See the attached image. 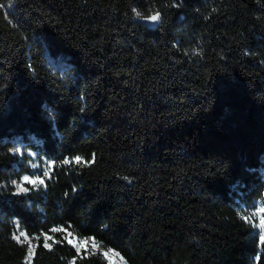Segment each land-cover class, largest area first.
Here are the masks:
<instances>
[{
    "label": "trees",
    "instance_id": "1",
    "mask_svg": "<svg viewBox=\"0 0 264 264\" xmlns=\"http://www.w3.org/2000/svg\"><path fill=\"white\" fill-rule=\"evenodd\" d=\"M10 1L0 264H111L59 227L130 264H264L249 217L264 188V0ZM18 141L53 165L16 194L30 170ZM16 223L50 247L38 237L26 261Z\"/></svg>",
    "mask_w": 264,
    "mask_h": 264
},
{
    "label": "rangeland",
    "instance_id": "2",
    "mask_svg": "<svg viewBox=\"0 0 264 264\" xmlns=\"http://www.w3.org/2000/svg\"><path fill=\"white\" fill-rule=\"evenodd\" d=\"M0 6L4 8L7 15L9 16V11L12 8V4L10 0H0ZM49 61L52 62V58L49 57ZM57 67H59L61 70L66 71L67 67L66 64L62 61H56L54 63ZM18 152H24L28 155L24 160L26 164L29 166L30 170L23 172L19 179H13L11 180V184L13 185V192H17L16 185L12 183V181L20 182L22 177L29 176L30 178L39 176L45 181V178H47L50 174V171L52 169L53 161L51 159H47L42 155H38L35 150H33L30 147L24 146L23 141H18L14 148ZM48 173L46 176L45 173ZM263 172V179H264V168L262 170ZM43 185V184H42ZM25 187L33 186L29 184H25ZM40 185H36L33 187H38ZM264 208V188L262 195L258 197L255 201V204L253 208L251 209L250 214V220L258 233L259 239L262 235H264V228L260 227L261 219L264 218V212H260L259 209ZM62 230L63 237L72 244L78 251H81L83 249H98L108 260L111 264H130L125 257L115 248L110 246H102L100 245L93 237L91 236H78L75 234L72 230L68 228L59 227ZM23 231L27 237V240H25V237H20V241L26 243V255L24 259L28 261L31 258V255L33 254V250L35 247V243L37 241V238L41 236L43 242L45 244L50 245L51 241L54 239L53 235L50 232L47 231H41L40 233H34V234H28L22 227H20L17 223L14 226L13 235L19 236V233ZM50 237V238H49ZM31 246V247H29Z\"/></svg>",
    "mask_w": 264,
    "mask_h": 264
},
{
    "label": "snow or ice",
    "instance_id": "3",
    "mask_svg": "<svg viewBox=\"0 0 264 264\" xmlns=\"http://www.w3.org/2000/svg\"><path fill=\"white\" fill-rule=\"evenodd\" d=\"M134 11H135V9H134ZM136 14L138 16L140 15L139 12H137ZM160 18H161V14L159 12H157L154 15L148 16L146 19L149 20V21L156 22V21L160 20ZM72 162H75L77 164L85 163V162H94V154H93L92 161H83L81 157L77 156V157L72 158L71 160H69L68 158H65V160L62 163L69 164V163H72ZM45 175L47 176L48 173L46 172ZM44 182L45 181L42 178H40L39 176L30 178L27 175L22 177L20 182L12 181V183L15 184L16 188H17V193L16 194L26 193V192L29 191V188L24 186L25 184L36 186V185H42V184H44ZM75 190L76 189H73V191H75ZM259 211L260 212H264V208L259 209ZM260 227L264 228V218L261 219ZM53 231H55V229H53ZM20 237H25V240H27V237H26V235H25V233L23 231H21L19 233V236H16L14 238L17 239V241L19 242L20 241ZM260 239H261L262 242H264V235H262L260 237ZM69 243H71V241H69ZM29 247H31V246H29ZM45 247H50V245L45 244Z\"/></svg>",
    "mask_w": 264,
    "mask_h": 264
},
{
    "label": "water",
    "instance_id": "4",
    "mask_svg": "<svg viewBox=\"0 0 264 264\" xmlns=\"http://www.w3.org/2000/svg\"><path fill=\"white\" fill-rule=\"evenodd\" d=\"M155 13H153V14H151V15H154ZM150 16V15H149ZM148 16H144V17H142L141 18V21L142 22H144L145 24H147L148 26H154L155 24H157L158 23V21H156V22H153V21H149V20H147L146 18H147Z\"/></svg>",
    "mask_w": 264,
    "mask_h": 264
}]
</instances>
